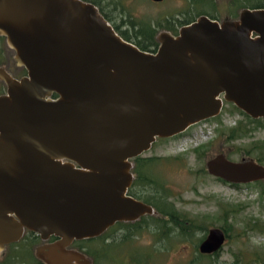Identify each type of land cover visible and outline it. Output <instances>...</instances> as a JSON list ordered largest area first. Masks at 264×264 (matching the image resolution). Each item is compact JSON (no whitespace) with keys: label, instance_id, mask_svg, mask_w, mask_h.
<instances>
[{"label":"water","instance_id":"water-1","mask_svg":"<svg viewBox=\"0 0 264 264\" xmlns=\"http://www.w3.org/2000/svg\"><path fill=\"white\" fill-rule=\"evenodd\" d=\"M0 37L27 71L17 79L0 68V256L31 231L58 238L37 250L46 264H93L68 248L157 214L129 195L132 160L218 117L225 102L264 119V9L222 24L201 17L177 36L161 33L151 53L92 3L0 0ZM206 168L231 185L264 181L253 159L221 153ZM226 241L212 228L199 252Z\"/></svg>","mask_w":264,"mask_h":264},{"label":"rangeland","instance_id":"rangeland-1","mask_svg":"<svg viewBox=\"0 0 264 264\" xmlns=\"http://www.w3.org/2000/svg\"><path fill=\"white\" fill-rule=\"evenodd\" d=\"M125 3L132 10L134 18L152 23L161 20V15L176 14L185 4L184 0H168L159 6L153 5L150 0H126ZM104 4L107 5L108 0H104ZM225 6L226 4H221V11H226ZM110 9L113 10L114 7L105 10L109 12ZM112 17L114 24H120L119 11L113 12ZM222 19L226 21V18ZM126 28L125 26L121 30ZM1 46L6 53L4 67L12 74H17L16 77H20L22 68L13 59L14 52L8 48L6 40ZM6 90V85L0 82V94H6ZM236 108L234 104L225 102L218 117L194 125L185 133L173 138L157 139L152 148L143 155L145 158L162 159L155 165L154 173L165 182L170 201L179 212L200 218L208 231L222 226L229 229L231 238L227 239L219 255L204 259L198 264H231L236 255L243 257L244 263L247 264H256V259L264 260V182L233 186L212 177L206 168L207 161L221 153L236 162L264 158V127L246 128L248 120ZM240 122L246 131L242 132L241 136H231L230 129L237 127ZM201 146H205V149L196 153L195 150ZM141 192L142 196L147 194ZM154 217L163 219L159 214ZM146 221L142 224V233L136 238L137 245H156L161 249L166 244H155L156 226L149 217ZM122 234L123 231L112 232L108 241ZM204 236L207 234L203 232L196 234L197 239ZM129 247L130 244L124 242L118 253ZM111 250L106 254L114 257L112 260L127 262V258L122 259L119 255L116 257L115 252ZM142 250V255L145 256L152 253V250ZM137 251L133 250L128 255L131 257L135 254L137 258H142ZM194 254L193 244L186 242L173 247L161 260L158 255H154V260L151 261L159 259L153 264H192ZM3 255L0 256V264H4L8 258V253Z\"/></svg>","mask_w":264,"mask_h":264},{"label":"trees","instance_id":"trees-1","mask_svg":"<svg viewBox=\"0 0 264 264\" xmlns=\"http://www.w3.org/2000/svg\"><path fill=\"white\" fill-rule=\"evenodd\" d=\"M83 1L94 4L105 19L113 26L116 33L120 37L127 42L135 44L141 50L146 52L156 53L160 44L158 41V36L161 34L160 32L164 29L170 28L168 18L156 20L154 23L146 21L145 19L137 20L133 17L132 10L127 7V4L125 3L126 0H108L107 5L104 4V0ZM221 4H223V6L226 4V11H221ZM111 6L114 7V9H110V11L107 12L105 9H108ZM197 9L198 15H207L215 20L217 18L228 17L237 21L240 13L246 9H264V0H225L221 2L216 0H203L198 5ZM118 11L119 15H121L120 24H114L112 13ZM193 19L194 18H189L188 21H192ZM125 26L127 28L125 30H121ZM5 40V38L0 37V68H4L7 72H9L4 67V65H6V53L3 51L1 46V43ZM9 73L17 79H21L27 75V71L24 68L21 69V74H19L20 77H16L17 74H12L11 72ZM1 95H4V93L0 94V96ZM54 97L56 98L57 95ZM236 109L239 110L238 108ZM239 112L248 120L247 125L245 126L246 128H250L251 126L253 128L250 129L264 127L263 118L253 119L241 110H239ZM242 125L243 123L240 122L237 127L231 128L230 135L236 137L241 136V133L246 131L242 128ZM203 149H205V146H201L195 151L196 153H200ZM253 160L264 165V158L262 157H258ZM160 161H162V159L145 158L144 156H140L132 160L134 182L129 191V195L151 205L155 209L157 215H161L163 219H159L154 216H144L135 222H119L109 228L101 236L82 241H75L72 247L90 258L93 264H153L157 263L159 259L161 260L163 255L169 254V251L173 247L186 242H190L194 246L195 254L191 262L192 264H198L204 259H210L212 256H218V253L213 255H203L199 252V245L205 239V236L202 239H197L196 234L199 232L207 234L208 228L205 226L204 222H201L202 220L200 218L189 217L187 214L179 212L174 203L170 201V194L166 190L165 182H163L161 177L154 173V167H156ZM218 180L226 183L223 180ZM261 182L262 181L257 184H261ZM141 191L147 194L142 196ZM148 217L156 226L155 244H161L162 242L166 244L162 246L161 249H159L156 245L139 247L136 243V238H138L142 233V224L147 222L146 218ZM221 229L225 231L227 239L229 240L231 238L229 229L225 226H222ZM115 231H123V234L118 238L112 237L110 238V241H108V237H110L109 235ZM29 233L30 234L24 236L19 242L6 246L3 254L6 255L8 253V258L4 264H46L37 256V250L40 248L39 246L42 243L41 238L33 232ZM124 242L129 243L130 247L118 253L120 246L124 244ZM137 249L139 250L137 251ZM142 249L152 250V253L150 255L147 254V256L142 255L144 254ZM108 250L115 252L116 257L119 255L122 259L127 258V262L125 263L120 259L119 261L112 260L114 257L111 258L110 255L106 254ZM133 250L137 251L138 255H142V258H137L135 254L130 257L128 254ZM154 255L159 256L157 261H151L154 260ZM231 264L247 263H244L243 257L236 255L234 262ZM256 264H264V260L261 261L260 259H256Z\"/></svg>","mask_w":264,"mask_h":264},{"label":"flooded vegetation","instance_id":"flooded-vegetation-1","mask_svg":"<svg viewBox=\"0 0 264 264\" xmlns=\"http://www.w3.org/2000/svg\"><path fill=\"white\" fill-rule=\"evenodd\" d=\"M150 1H151V3L153 5L159 6V5H164L165 3H167L168 0H161V1L150 0ZM202 1L203 0H184V2H185L184 6L180 10H178L176 14H171V15L167 14L166 16L165 15H161L160 18H168V22H169L170 28L164 29L160 33L167 32V33H170V34H172L174 36H177V35H179V33H180V31L182 30L183 27L198 21L201 17H208L209 19L217 21L220 24H222L224 22L234 21V19H231V18H228V17H225L226 21H224L222 18H217L215 20V19L210 18L207 15H198L197 7ZM216 1L221 2V1H225V0H216ZM240 16H241V13L239 15V18H240ZM189 18H194V19L192 21H188ZM262 182H264V181H262ZM255 183H258V182H255ZM29 232H31V231H26L24 233L23 237L28 235V234H30ZM41 241H42V243H41V245L39 247H45V246H50V245L56 243L58 241V238L51 237L48 240H42L41 239ZM73 244H72V246H73ZM72 246L69 247L68 250L77 251ZM77 252H79V251H77Z\"/></svg>","mask_w":264,"mask_h":264}]
</instances>
